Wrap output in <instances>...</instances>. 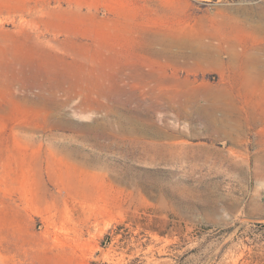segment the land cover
<instances>
[{
    "label": "rangeland",
    "instance_id": "1",
    "mask_svg": "<svg viewBox=\"0 0 264 264\" xmlns=\"http://www.w3.org/2000/svg\"><path fill=\"white\" fill-rule=\"evenodd\" d=\"M263 2L0 0V264H264L253 133L234 144L179 112L221 72L156 66L139 101L122 65L152 27L207 42ZM230 75L259 105L264 79Z\"/></svg>",
    "mask_w": 264,
    "mask_h": 264
},
{
    "label": "bare ground",
    "instance_id": "2",
    "mask_svg": "<svg viewBox=\"0 0 264 264\" xmlns=\"http://www.w3.org/2000/svg\"><path fill=\"white\" fill-rule=\"evenodd\" d=\"M242 9L243 13L233 23L220 25L218 33L214 31L215 35L207 42L187 37L178 39L155 27L144 31L146 34L142 39L145 43L138 42L133 35V57L122 65L131 70L132 77H126L127 84L136 91L139 101L145 100V96L155 100L160 83L156 66L166 71L175 68L181 59L188 64L193 61L218 69L222 75L221 83L203 91L194 88L183 93L180 100L191 111L179 112L192 122H201L211 136L223 137L234 144L253 133L256 146L253 167L257 176L264 179V98L256 106L237 104L232 93L236 80L230 75L240 70L249 75L254 73L257 82L264 79V2ZM226 79L229 83L225 82ZM233 154L235 152L230 155L242 158L243 162L252 161L243 155Z\"/></svg>",
    "mask_w": 264,
    "mask_h": 264
}]
</instances>
